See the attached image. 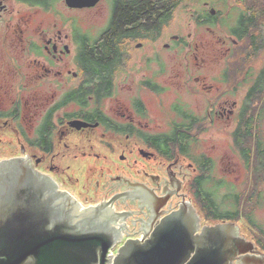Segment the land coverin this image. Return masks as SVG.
<instances>
[{"label":"flooded vegetation","instance_id":"flooded-vegetation-1","mask_svg":"<svg viewBox=\"0 0 264 264\" xmlns=\"http://www.w3.org/2000/svg\"><path fill=\"white\" fill-rule=\"evenodd\" d=\"M103 1L109 6L105 24L95 31L81 25L74 13ZM198 2L203 12L193 18L195 28L205 26L212 34L218 11L210 0ZM186 4L98 0L91 7H74L66 0H0V163L23 162L82 207L105 203L122 215L115 224L121 240L112 253L184 206L195 211L198 230L231 221L208 218L204 211L207 187L229 179L216 174L222 156L213 155L215 136L222 124L232 127L240 155L234 132L250 117L255 129L264 116V107L258 118L253 112L264 98V83L254 99L249 96L255 80H264V67L240 106L236 85L235 94L226 87L228 67L214 75V82L206 81V52L218 59L230 48L205 49L208 41L200 38L194 42L193 69L182 61L170 70L165 66L160 52L186 57L192 49L196 30L185 32L189 22H172L174 11L187 12ZM116 5L119 16L113 13ZM249 12L248 7L236 12L230 40L236 48L253 33L259 50L264 23L248 29L260 34L239 37ZM251 150L248 167L240 157L253 172L254 145ZM252 252L240 255L238 264H264Z\"/></svg>","mask_w":264,"mask_h":264},{"label":"water","instance_id":"water-1","mask_svg":"<svg viewBox=\"0 0 264 264\" xmlns=\"http://www.w3.org/2000/svg\"><path fill=\"white\" fill-rule=\"evenodd\" d=\"M66 1L91 7L98 0ZM195 216L191 206H184L112 253L121 240L115 224L122 215L105 203L82 207L23 162L0 163V264H238L240 255L252 251L264 261V252L240 234L235 222L198 230Z\"/></svg>","mask_w":264,"mask_h":264},{"label":"rangeland","instance_id":"rangeland-1","mask_svg":"<svg viewBox=\"0 0 264 264\" xmlns=\"http://www.w3.org/2000/svg\"><path fill=\"white\" fill-rule=\"evenodd\" d=\"M187 1L189 2V4H186L187 12L180 8L179 10L174 11L172 22L175 24L189 22L188 28L185 32L189 31L194 33L196 30L197 34L195 36L193 35L192 39H190L192 49L188 52L186 57H183L182 54L179 57H174L173 55L170 57L169 52H160L161 56L164 58L163 61L165 66L170 70L173 66H176L177 61H182L183 64L187 63L189 67L193 69L196 63V60L194 59V42H197L200 38L208 41V43H205V49H211V47H214L224 51L226 48H230L229 51L222 52L223 57H218V59H215L212 56V52H206V67L203 69V72L205 73L207 82H214V75H217L220 70L223 71L225 67H228L226 87L235 94L234 89L236 85L237 100L239 102L238 106H240L249 84L264 67V43L257 51V54L250 53L249 41L247 40L240 41L236 48L232 47L230 28L234 24L233 18L235 17L236 12H239V10H242L244 7H248L257 10L256 15H259L260 9L264 7V0H210L211 6L218 11L219 15L218 21H215V24H212L211 26V29L214 31L212 34L208 33L205 26H199L197 29L195 28V21L193 18L203 12L202 4L196 0ZM232 7L237 8L235 12L232 11L234 10ZM74 15L78 17L81 25L87 28L91 26L94 28L93 31H95L105 24L106 19L109 16V6L106 4V1H103L98 4L95 9L77 10ZM257 23L262 27L264 16L259 18ZM251 32H254L256 35L260 34V32L257 34L255 29ZM223 40H226V43H223ZM248 55L249 58H247ZM248 76L250 78H248ZM262 107H264V98L259 100L257 105L253 108L254 116L256 118H258V116L255 114ZM230 130H232V127L229 129L222 124L221 131H218L215 136L217 138L214 140L216 150L213 155L216 157L217 155L218 157L222 156V161H218L216 164V174L217 176L219 173L222 176L228 174V181L235 185L237 192L240 191L243 193L242 205L246 206L244 211L247 212V210L250 209L253 213L254 219L264 229V205L254 203L255 194L252 192L253 179L251 167L247 169L242 163L240 155L236 152L232 144ZM254 131H256L264 141V116L257 120ZM227 167H234L237 171L233 174L227 173L225 172ZM227 170L228 169H226V171ZM258 188L263 191L264 183L258 186ZM221 191H226V188H221ZM256 191L257 188L255 189V193ZM246 201H248V204H245ZM235 223L239 226L240 234L242 236L257 243L259 237L258 234H260L257 229L249 225L244 218L235 221ZM262 242L264 243V239Z\"/></svg>","mask_w":264,"mask_h":264},{"label":"trees","instance_id":"trees-1","mask_svg":"<svg viewBox=\"0 0 264 264\" xmlns=\"http://www.w3.org/2000/svg\"><path fill=\"white\" fill-rule=\"evenodd\" d=\"M202 1V0H196ZM144 7L142 8V10ZM250 11L246 14L245 21L240 26L242 32L239 34L240 38L249 36L251 32H248V29L252 27H257V17L264 16L263 11L264 7L260 9V14L256 15V10L253 8H248ZM118 7L115 6L114 9V16H119L117 14ZM259 37L252 36L249 37L250 42V53L257 54L256 46ZM248 42V43H249ZM255 52V53H254ZM249 58V55L247 56ZM252 58V57H250ZM100 63H103V58H101ZM261 74V73H260ZM262 76V75H261ZM262 83L264 80L259 77L255 80V84L250 90L249 96L256 97L258 91L262 90ZM252 99V100H253ZM244 112V110H243ZM243 112L241 113V118L243 117ZM254 129V120L250 117L244 125H240L238 129L233 134V143L237 150L239 151L240 155L242 156L243 160L245 161L246 166L248 167L252 160V150L251 147L254 145V161H255V168L252 172L253 177V189L252 192L255 194L254 203L259 205H264V190L261 191L258 186L264 183V141L261 139L260 136H256L253 134ZM221 188H226V191H221ZM257 191L255 193V189ZM242 198L243 193L237 192L236 187L233 183L228 181H218L215 184H212L210 187L206 189V198L204 201V211L206 216L211 219L216 220H231V221H238L241 218H244L249 225L253 228L257 229L258 234L257 244L259 245L260 249L264 250V243L262 240L264 239V229L262 226L254 219L253 213L250 209L247 212L244 211L246 208L245 205H242ZM248 204V201L245 202ZM263 235V236H262Z\"/></svg>","mask_w":264,"mask_h":264}]
</instances>
